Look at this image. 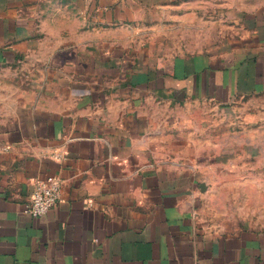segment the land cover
Segmentation results:
<instances>
[{"label":"crops","instance_id":"crops-1","mask_svg":"<svg viewBox=\"0 0 264 264\" xmlns=\"http://www.w3.org/2000/svg\"><path fill=\"white\" fill-rule=\"evenodd\" d=\"M246 96L264 0H0V264H264V230L205 225L198 166L156 145L171 110ZM48 176L58 203L24 213Z\"/></svg>","mask_w":264,"mask_h":264},{"label":"rangeland","instance_id":"rangeland-1","mask_svg":"<svg viewBox=\"0 0 264 264\" xmlns=\"http://www.w3.org/2000/svg\"><path fill=\"white\" fill-rule=\"evenodd\" d=\"M218 26L223 34L224 24ZM190 27L188 44L210 41L204 35L195 38L194 24ZM178 34V29L172 33L171 47L176 51ZM155 41L163 44L162 37ZM181 107L171 110L168 119L161 116L163 132L156 145L172 159L198 166L202 222L217 230H264V96Z\"/></svg>","mask_w":264,"mask_h":264},{"label":"built area","instance_id":"built-area-1","mask_svg":"<svg viewBox=\"0 0 264 264\" xmlns=\"http://www.w3.org/2000/svg\"><path fill=\"white\" fill-rule=\"evenodd\" d=\"M60 193L61 179L58 176L38 179L23 212L33 217L46 215L58 203Z\"/></svg>","mask_w":264,"mask_h":264}]
</instances>
